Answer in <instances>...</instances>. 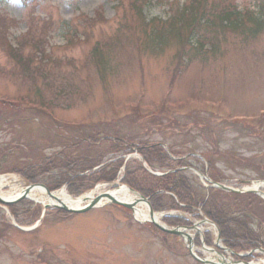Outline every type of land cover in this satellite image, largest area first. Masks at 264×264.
<instances>
[{
    "label": "rangeland",
    "instance_id": "1",
    "mask_svg": "<svg viewBox=\"0 0 264 264\" xmlns=\"http://www.w3.org/2000/svg\"><path fill=\"white\" fill-rule=\"evenodd\" d=\"M174 1L178 2L170 5ZM197 1L202 4L201 0H0V95L11 100L27 97L31 104L0 103V168L22 169L24 177L44 185L60 184L57 172L40 173L44 167L40 161L62 150L67 157L86 152L78 149L71 154L80 131L93 141L88 154L105 155V162L124 156L129 171L136 172L141 165L136 157L141 152L130 147L162 143L202 160L201 154L214 148L235 159H250L251 165L247 160L238 166L233 157L216 158V175L227 178L225 184L233 189L263 178L264 170L262 174L255 167L264 168V132H240L227 121L256 117L264 110V31L256 40L242 32H220L215 41L218 52L213 54L184 50L174 38L147 45L152 29L156 35L173 37L168 25L150 21H168ZM204 1L220 10L237 6L242 12L257 11L255 0ZM98 59L104 61L103 69ZM164 100L168 110L160 109ZM180 102L188 107L176 108ZM54 117L96 124L76 130L59 126ZM247 125L259 129V124L243 123ZM102 133H109L107 141ZM114 135L134 144L127 147L121 141L115 144L117 154L110 152ZM15 146L29 153L24 155ZM64 156L62 151L57 159L64 161ZM164 157L159 149L149 156L154 171H167L165 165L177 167ZM28 159L31 168L36 164L39 168L31 169ZM190 164L202 172L196 160ZM184 175L202 186L191 171ZM254 199L251 205L256 215H262L264 205ZM13 210L23 227L38 222L31 205ZM2 216L10 221L0 208V264H197L170 253L155 231L138 226L114 207L67 220L51 215L41 228L27 233L9 228ZM251 216L264 225V218Z\"/></svg>",
    "mask_w": 264,
    "mask_h": 264
},
{
    "label": "trees",
    "instance_id": "2",
    "mask_svg": "<svg viewBox=\"0 0 264 264\" xmlns=\"http://www.w3.org/2000/svg\"><path fill=\"white\" fill-rule=\"evenodd\" d=\"M258 6V13H251V25L247 27L242 21V14L239 13L236 8L223 9L215 13H208L212 15L208 19V25L205 28L209 30H218L219 32H242L248 38L256 40L257 37L264 31V0H256ZM179 19L174 18L172 24L169 25L168 30L182 45L189 44L194 39L201 48L204 47L205 43L213 42L212 37L208 38L205 35V28L201 23L206 14L198 13L197 10L193 9L191 5L185 8L181 12ZM184 34V35H183ZM158 35V34H157ZM158 37H164L159 35ZM213 47H215L213 45ZM20 62L21 59H17ZM102 61L100 60L99 63ZM21 64V63H20ZM26 71L28 67H24ZM6 105L5 103H1ZM240 132L243 129L240 128ZM153 155L151 151L148 156ZM211 167L214 168L213 161L209 158ZM62 167L69 168V165L62 164ZM120 165H118V168ZM50 166L43 167V172L53 170ZM117 168V169H118ZM145 178H137L136 172L128 171L126 174L125 183L131 186L133 189L139 191L146 197H151V203L155 211H163L166 209L177 208L172 198L167 197L164 194H156L158 191H167L175 194L178 199L186 205V208L199 207L205 202L206 193L198 189L193 185L186 177L179 174L166 176L164 178H157L141 171ZM115 176L107 178L106 181H113ZM30 180V179H29ZM218 192H210L209 200L203 207L204 212L207 216L215 222L221 229L222 236L227 244L236 248L239 247L243 242L247 247L256 246L260 241V234L251 230V217L247 212L254 211L253 204L251 201L253 197L247 196H233L223 195ZM221 194V200L230 201L232 204H221L219 199ZM233 207H238L240 211L239 215H235L236 210L232 211Z\"/></svg>",
    "mask_w": 264,
    "mask_h": 264
},
{
    "label": "bare ground",
    "instance_id": "3",
    "mask_svg": "<svg viewBox=\"0 0 264 264\" xmlns=\"http://www.w3.org/2000/svg\"><path fill=\"white\" fill-rule=\"evenodd\" d=\"M20 182L21 180L18 179L17 177L10 178L9 180L7 177L1 176L0 177V197H2L3 199L4 198L9 199V200H12L15 197H17L25 189L24 186L19 184ZM5 189H6V192H4ZM250 189L260 190L264 192V184L263 183L253 184L250 187ZM106 191L107 189H104V187H98L97 190H95L94 192L85 195L81 199H77V198L71 197L67 193V191L64 189L54 193L52 196H49L47 195L44 189L35 188L30 192L29 199L43 206L48 205V204H52V205L63 204L69 207L78 208V207L84 206L94 197L99 196V195L101 196V194L104 195ZM113 194L115 195L117 199L121 201L129 202V203H136L139 201V198L132 191H130L127 187H120V189ZM139 207H141L140 208L141 217L144 219H150L149 212L146 206L144 205V203H140ZM154 220L159 222L161 220V215L155 216ZM219 260H220V257L217 256L216 261L221 262Z\"/></svg>",
    "mask_w": 264,
    "mask_h": 264
},
{
    "label": "water",
    "instance_id": "4",
    "mask_svg": "<svg viewBox=\"0 0 264 264\" xmlns=\"http://www.w3.org/2000/svg\"><path fill=\"white\" fill-rule=\"evenodd\" d=\"M34 187H36V186H30L29 189L24 194H22L16 201H5V200L0 198V202L4 203V204H13V203H16L20 200H23L24 198H27V194H28L29 190L34 188ZM103 200L106 201L107 203H114V204H118V205H121V206L126 207V208H132L131 205L121 202L120 200H118L117 198H115L113 195H110V194H107L104 197L97 198V199L93 200L90 204L86 205L82 209L75 210V209H69L67 207H63V208L57 207V208L63 209L65 211H68L71 213H82V212L88 211L89 209H92L93 207H95L97 204H99ZM150 212H151V216H153L154 215L153 212L151 210H150ZM153 223L155 224V226H157L162 231H165V232H168L171 234H177L176 232H173V231L171 232V231H168V230L162 228L159 224H157L155 222H153ZM191 254L195 259H197V260H199L205 264H210L207 261L199 259L195 254H193V253H191Z\"/></svg>",
    "mask_w": 264,
    "mask_h": 264
}]
</instances>
